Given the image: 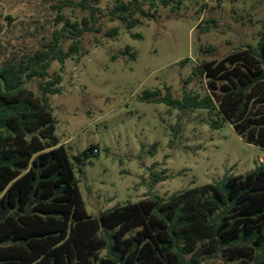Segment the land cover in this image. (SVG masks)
Wrapping results in <instances>:
<instances>
[{"label": "trees", "instance_id": "trees-1", "mask_svg": "<svg viewBox=\"0 0 264 264\" xmlns=\"http://www.w3.org/2000/svg\"><path fill=\"white\" fill-rule=\"evenodd\" d=\"M176 1L118 0L110 20L132 29L141 23L137 16L151 19L159 6ZM98 5V0H62L61 11L89 12L82 28L72 32L67 22L42 53L0 66V264H264V164L245 176L226 175L167 198L155 195L96 218L88 215L71 155L56 137L49 96L60 94L62 77L41 85L42 97L26 84L48 77L53 62L64 65L69 59L61 40H73L76 51L78 39L101 31ZM118 35V28L107 33L112 39ZM196 80L208 94L187 90ZM185 85L182 100L170 88L165 96L146 91L142 100L179 111L216 112L247 144L264 150V31L255 47L204 61ZM211 126L219 130L223 124ZM98 154L92 145L79 155L80 165ZM163 176L153 174L154 183L165 181Z\"/></svg>", "mask_w": 264, "mask_h": 264}, {"label": "rangeland", "instance_id": "rangeland-1", "mask_svg": "<svg viewBox=\"0 0 264 264\" xmlns=\"http://www.w3.org/2000/svg\"><path fill=\"white\" fill-rule=\"evenodd\" d=\"M117 1L98 0L101 31L83 35L76 51L73 40H61L69 59L64 65L53 62L48 77L26 84L42 97L41 85L62 77L60 94L49 96L56 137L71 155L88 215L96 218L155 195L167 198L226 175L245 176L264 164V150L247 144L216 112L179 111L142 100L146 91L165 96L166 88L182 100L185 80L204 61L255 47L264 31V0H182L179 9L177 0L171 7L159 6L151 19L137 16L141 23L132 29L110 20ZM61 2L0 0V66L42 53L67 22L72 32L82 28L89 12L61 11ZM116 28L119 35L108 37ZM186 88L208 94L199 80ZM215 121L223 127L214 129ZM92 145L99 154L81 166L79 155ZM153 174L165 181L154 183Z\"/></svg>", "mask_w": 264, "mask_h": 264}, {"label": "built area", "instance_id": "built-area-1", "mask_svg": "<svg viewBox=\"0 0 264 264\" xmlns=\"http://www.w3.org/2000/svg\"><path fill=\"white\" fill-rule=\"evenodd\" d=\"M97 151L95 150V153H96Z\"/></svg>", "mask_w": 264, "mask_h": 264}]
</instances>
